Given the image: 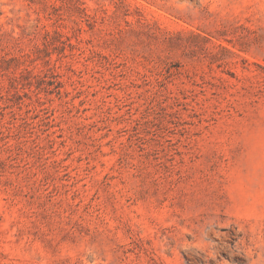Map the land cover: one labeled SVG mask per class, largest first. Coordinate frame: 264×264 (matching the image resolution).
<instances>
[{
  "label": "rangeland",
  "instance_id": "1",
  "mask_svg": "<svg viewBox=\"0 0 264 264\" xmlns=\"http://www.w3.org/2000/svg\"><path fill=\"white\" fill-rule=\"evenodd\" d=\"M0 264H264V0H0Z\"/></svg>",
  "mask_w": 264,
  "mask_h": 264
}]
</instances>
